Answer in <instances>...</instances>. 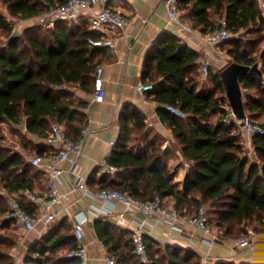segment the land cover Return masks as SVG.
<instances>
[{
  "label": "trees",
  "instance_id": "trees-1",
  "mask_svg": "<svg viewBox=\"0 0 264 264\" xmlns=\"http://www.w3.org/2000/svg\"><path fill=\"white\" fill-rule=\"evenodd\" d=\"M60 1L0 0V39L9 38L0 45V186L10 193L33 189L39 173L21 153L6 145V130L16 134L24 126L28 135L46 140L53 124H58L67 137L80 139L88 125L85 113L88 103L76 97L75 91L94 94V74L108 49L94 44L104 38L102 32L89 24L74 29L69 21H60L50 29L27 28L22 36L10 41L13 25L3 9L10 16L30 19ZM179 3L191 26L203 34L216 31L223 20L227 22L234 36L221 45L228 47L233 62L246 65L257 62L253 53L264 40V14L258 0H179ZM42 28L46 33L36 34ZM152 57H156V63L146 62L143 74V80L153 84L147 96L185 114L179 117L165 107L158 109L160 119L173 129L184 156L191 162L183 188L174 182V173L167 169V156L160 144L148 145L143 153H135L128 147L132 130L127 123L131 122L138 131L146 127L145 117L132 109L122 113L124 128L107 158V164L117 168L116 179L103 174L105 183L100 189L128 191L144 201L156 196L173 197L177 209L188 202L195 204L197 211L207 205L208 214L212 212L215 216L209 215L210 223L225 236L238 226L264 223V134L254 136L256 159L251 160L236 127L224 122L230 105L220 74H210L212 89L198 91L199 54L177 35L165 34L148 59ZM260 59L264 72V50ZM242 85L258 90V98L245 102L246 113L255 122L253 119L264 115V80L250 75L242 80ZM217 115V121L213 122ZM256 123L264 129V121ZM25 137L19 141L27 148ZM3 199L0 195V215L6 212ZM21 202L28 211H32L31 207L36 209L29 201ZM95 228L97 237L111 253L122 247L105 221L97 219ZM70 238L51 228L29 246L23 264H77V260L64 253L67 247L63 245ZM8 243L12 246L15 242L0 230V264H13L6 250ZM75 248L76 244L68 251ZM133 251L132 244L126 254L120 253L122 264H143ZM148 252V264H200L198 259L181 258L179 250L174 258L170 256L169 263L164 256L152 255L149 247Z\"/></svg>",
  "mask_w": 264,
  "mask_h": 264
},
{
  "label": "crops",
  "instance_id": "crops-1",
  "mask_svg": "<svg viewBox=\"0 0 264 264\" xmlns=\"http://www.w3.org/2000/svg\"><path fill=\"white\" fill-rule=\"evenodd\" d=\"M106 2L109 6L125 14L130 23L127 28V35L124 38H121L117 32L104 34L106 38L115 39L117 48L115 52L108 48L100 60V66L104 68L105 100L97 102L94 100V94L87 95L79 93L78 90L75 91L76 97L83 98L88 103L85 113L88 118L86 128L89 129V133L85 136L82 154L78 157L72 155L69 161L62 164L64 173L60 190L62 192L70 191L77 180V174L85 177L90 190L100 189L105 183L103 165L107 164V158L113 149L110 142L114 139L118 140L124 128L125 123L122 120V113L125 110L132 109H137L145 117L146 127L144 130L138 131L131 122L127 123L132 130L128 147L135 153H143L148 145L160 144L162 151L167 156L166 167L174 173V182L182 189L191 162L187 159L182 161L178 156L177 152H183L181 145L176 139L173 129L164 123L158 114V109L162 103L154 101L147 96V93H142L137 89L141 82L146 83L143 80L145 64L146 62H149L150 65L156 63V57H152V59H148V57L153 56L155 48L161 42L162 37L170 32L177 35L183 44L188 45L199 54L198 62L200 66L196 71L197 90H210L213 87L210 74H220L227 66V59H230L231 56L225 46L210 44L207 40L208 34H203L196 27L192 26L193 30L191 32L180 30L179 26L168 18L164 0H106ZM258 4L264 14V0H258ZM180 14L191 25L187 12L180 10ZM86 24H89L87 16L69 22V26H73L74 29ZM257 46L260 48L256 49L253 55L257 57V62L262 70L260 55L264 50V40L260 41ZM204 59L210 61L208 76H205L202 71ZM243 91L244 100L259 97L256 88H243ZM218 117V115L214 116L212 118L213 122H216ZM256 119L257 121L264 120V115ZM20 128V132L16 134L10 133L8 129L6 130L7 146L21 153L28 162L36 155L47 158L53 154L55 150L47 143V139L28 135L24 126ZM11 134L17 140L14 146L10 143L9 135ZM22 134L26 136L27 148L19 141L20 137L23 136ZM75 166L77 167V173L72 172ZM35 168L39 174H36L31 190L43 194L46 192V173L42 169ZM116 172L106 174H110L113 179H116ZM1 188L3 189V187ZM20 191L17 193H20ZM0 195L3 196L1 192ZM71 199L73 203L68 213L62 210V205H56L54 209L58 212V216L52 226L45 228L40 225L35 232H32L34 236L26 239L27 246L25 244L24 248L27 251L34 241L49 233V230L53 228L58 234L70 235V241L63 245V248L67 247L64 251L67 255V252H70L68 251L69 248L74 244L78 245L73 228L74 216L77 213L89 214L91 209L100 208L108 212L102 213L99 217L91 215L90 221L85 226L86 234L83 242L88 246V264H107L106 258L112 256L116 259L117 264H122L120 253L124 252L126 254L129 251L132 246L131 235L142 222L144 223L142 227L143 234L150 253L156 257L159 255L164 256L167 263H169L170 256L174 258L175 252L179 250L182 253L181 258L188 257L194 261L196 259L200 261L203 255L208 254L216 264H264V232L257 234L251 248H236L233 244L234 239L230 236L209 247L205 243L204 234L185 221V218L194 215L197 211L195 204L191 202H188L181 209H177L173 197L163 198L167 209L178 213L180 216V220L176 223L178 229H173L170 223L158 216H149L136 210H128L125 213L126 223L125 226H121L117 222V214L124 210L121 204L105 203L100 198L83 195L82 193H72ZM22 201L27 202L25 198H22ZM31 209L32 211L29 212H37V208L31 207ZM97 219L105 221L110 226L116 239L121 242L122 247L116 253H111L109 248L97 237L95 228ZM22 243L24 244L23 241ZM172 252L174 253L172 254Z\"/></svg>",
  "mask_w": 264,
  "mask_h": 264
},
{
  "label": "built area",
  "instance_id": "built-area-1",
  "mask_svg": "<svg viewBox=\"0 0 264 264\" xmlns=\"http://www.w3.org/2000/svg\"><path fill=\"white\" fill-rule=\"evenodd\" d=\"M170 21L176 23L180 30L191 32L192 26L188 24L180 14L179 0H164ZM8 16V15H7ZM88 17L89 26L102 32L103 34L109 32H117L120 37L124 38L127 35V28L130 23L129 18L121 11L109 6L106 0H62L55 4L48 5L46 11L30 19H25L26 27L38 25L43 28H53L60 21L74 22L83 17ZM13 16H8V20ZM23 24L13 26V31H20L26 29ZM234 34L228 29V24L225 20L220 23L219 28L207 35V40L213 46L222 44L231 39ZM96 46H104L109 48L112 52L116 51V43L113 38H106L94 43ZM202 71L205 76L210 73V61L204 59L202 62ZM104 79V68L98 66L94 74V100L103 102L106 97ZM137 89L142 93H147L153 90L152 83L141 82ZM160 107L167 108L173 114L179 117H185V114L178 108L170 105L161 104ZM227 125H234L241 136L242 143L248 151V156L251 160L256 159L254 151L253 138L256 135L264 134V129L256 122H253L249 117L239 119L229 107L228 113L224 118ZM89 133V129L85 128L82 131V137L78 140H73L66 136L63 128L58 124H53L51 134L47 139V143L54 148L53 154L47 158L40 155L34 156L30 163L46 173V192L43 194L36 193L30 188H25L20 193H10L3 188L0 192L7 200L6 217L13 220L20 229L26 233L35 232L38 226L43 225L45 228L49 227L57 220L58 212L54 209L56 205H62V210L69 212V208L73 203L71 199L72 193H82L100 198L103 202H113L121 204L124 210L117 214L118 224L125 226V213L128 210H136L143 212L149 216H158L162 220L171 224L173 229H178L176 223L180 220L178 213L167 209L163 199L156 196L152 200L144 201L135 197L128 191L118 189H99L92 191L89 189L84 176L77 174V180L72 189L68 192H62L60 185L62 184V176L64 169L62 164L70 160L72 155L80 156L84 147L85 136ZM117 139L110 142L114 147ZM182 161L186 160L183 152H177ZM103 172L113 174L117 171L116 167L109 164L103 165ZM73 173H77V167L72 169ZM22 198L32 203L36 208V213H31L22 205ZM108 211L103 209H91L89 214L77 213L74 216L73 228L76 240L78 242L77 248L70 251L67 255L69 258L77 260V264H88V246L83 242L86 234L85 226L90 221L91 215L99 217L102 213ZM185 221L188 225L196 228L205 236V243L211 247L218 241H223V238L216 232L215 227L210 223V217L206 206L202 205L198 211L187 218ZM144 223H140L138 228L132 234V244L134 246V253L143 264L149 263V252L147 243L143 234ZM257 233L252 229H247L244 237L234 239L233 244L236 248H251ZM107 264H117L112 257L106 258ZM200 264H216L214 260L205 254L201 257Z\"/></svg>",
  "mask_w": 264,
  "mask_h": 264
},
{
  "label": "rangeland",
  "instance_id": "rangeland-1",
  "mask_svg": "<svg viewBox=\"0 0 264 264\" xmlns=\"http://www.w3.org/2000/svg\"><path fill=\"white\" fill-rule=\"evenodd\" d=\"M3 12L9 16L8 12L6 9H3ZM24 21L25 19H21L19 17H11L10 18V22L13 26H16L17 24H23L24 28L27 26L24 24ZM34 27H39L38 25H33L31 27H26L27 28H34ZM73 27V26H72ZM25 30V29H24ZM24 30H20L18 31L20 33V36H22ZM15 32V31H13ZM46 33V29H40L38 31V35H43ZM254 35H252V38H253ZM12 37V36H11ZM11 37H10V40H11ZM9 40V38H5V36H2L1 39H0V45H3L5 44L7 41ZM226 47V46H225ZM228 48V47H226ZM260 47L257 46V49H259ZM233 62V59L230 58V59H227V65L232 63ZM79 91V90H78ZM79 93L82 94L81 91H79ZM221 95V94H219ZM227 98V96H226ZM246 101V100H245ZM255 120V119H253ZM257 120H255L256 122ZM264 120L261 119V121H257L259 123L263 122ZM10 137V143L14 146L16 143H17V140L14 139L13 135H9ZM2 190L1 186H0V191ZM120 190V189H118ZM3 202H4V207L6 208V211H7V202H6V198L3 199ZM206 206V208L208 209L209 211V206L207 205H204ZM210 217L211 218H214L215 216L213 215V213H209ZM215 224V223H214ZM3 226H5L3 228ZM215 229H216V232L219 233L223 238H227V237H233L232 239H238V238H242L244 237V233L247 231V229H252L254 230L257 234L261 233V232H264V223H249V224H244V225H241V226H238L234 229L233 233L229 236H225L221 230H219L218 227L214 226ZM7 228V229H6ZM0 230L5 233L8 237L12 238V240L15 242V243H12L13 245L11 246L10 243H8L7 247H6V250L9 252L11 258H12V262L13 264H23V261H24V257L26 256V253H27V249L24 248L25 244H26V239L28 238H32V236H34L33 234L34 233H26L24 232L22 229H20L18 227V225L16 223H14L13 221H11L10 219H8L6 217V212H4L3 214L0 215ZM7 230V231H6ZM22 241L24 242V244L22 243ZM29 241V240H28ZM27 246V244H26Z\"/></svg>",
  "mask_w": 264,
  "mask_h": 264
},
{
  "label": "water",
  "instance_id": "water-1",
  "mask_svg": "<svg viewBox=\"0 0 264 264\" xmlns=\"http://www.w3.org/2000/svg\"><path fill=\"white\" fill-rule=\"evenodd\" d=\"M19 36L20 33L18 31L13 32L10 41H13ZM239 37L244 38V35L240 34ZM250 75L257 76L259 79L264 80V72L261 70L258 62L252 65L232 62L220 72L230 108L239 119H245L248 117L246 113L242 80Z\"/></svg>",
  "mask_w": 264,
  "mask_h": 264
}]
</instances>
